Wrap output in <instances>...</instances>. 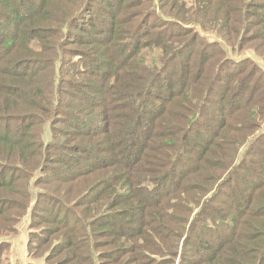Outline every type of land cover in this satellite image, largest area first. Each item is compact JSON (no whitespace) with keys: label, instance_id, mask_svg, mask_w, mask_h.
Here are the masks:
<instances>
[{"label":"trees","instance_id":"trees-1","mask_svg":"<svg viewBox=\"0 0 264 264\" xmlns=\"http://www.w3.org/2000/svg\"><path fill=\"white\" fill-rule=\"evenodd\" d=\"M192 1L199 5L198 13L171 12L172 9L168 8L157 16L158 12L155 13L153 9L150 13L137 11L132 16L161 21L166 36L161 37L164 34L161 33L157 43L147 42L148 39L143 37L151 32L154 25H148L149 21L142 19L138 24H133L129 34L135 37L144 32L143 36L115 56L118 64L108 56L97 57L98 69L103 73L92 85L86 86L91 90L99 89L100 85L105 90H113L99 99L100 102H113L118 100L113 98L119 95H123L119 99H124L123 103L102 111L89 107L98 103L83 101H80L81 107L75 105L67 111L70 103L64 99L61 101V89L59 86L57 91L55 86L52 89L51 83L42 96V87L37 88L34 84L36 78L47 69L51 73L55 71L57 77L60 74L61 53L72 51L59 44L61 26L58 31L53 30L55 33H50L52 35L46 33L43 27L26 28L27 15L22 10L24 4L30 6L33 1L18 2L13 8L0 10V34L10 40L3 44L8 49L0 54V191L12 190L15 178L21 176L17 173L38 166L41 146L51 142H43L40 133L33 131L34 124L41 122L42 117H51V122L56 119L53 126L56 122H66L78 129L93 127L96 121L98 132L91 133L86 130L88 127L84 129L87 136L96 141L93 148L87 146L85 149L87 154L94 152L97 156L101 155L99 152H107L110 157L103 159L104 163L100 160L97 167H90L89 171L75 172L72 162L57 159L68 170V177L60 175L56 177L58 180L72 183L70 180L78 176L83 178V174L90 171L99 176V180L77 195L73 203L77 204L76 207L82 206V213L79 214L72 207L73 204L68 207L67 202L62 201V196L55 201L46 191L40 192V204L49 202L51 207L59 204L58 215L65 211L67 218L73 217L77 222L83 215L90 218L87 220L88 241L93 234L92 226L96 233L102 232L104 236L115 234V238L120 240L117 246L122 245L123 248L125 238L130 237L137 240L132 245L134 248L142 246L145 252L147 248H152L159 253L168 248L163 245V240L169 234L173 235V240L183 237L182 244L188 243L180 247L178 264H264V151L256 147L255 142L259 138L258 131L264 130V69H259L249 53H246L248 56L239 54L253 39L246 34L249 18L258 27L264 24V4L256 3L257 6L251 8L253 2L264 0ZM0 2L5 4L10 0ZM260 7L262 10H257ZM206 10L208 13H221L222 20L209 18L206 21L202 17ZM32 16L29 15L30 18ZM83 18L85 14L81 8L74 14L72 11L64 12L59 22H64L62 27L73 25L81 28L78 20ZM175 18L180 21L173 22ZM189 19L192 24L186 23ZM121 21L116 18L113 22ZM173 25L192 32L184 51L182 45L175 46L174 51L164 56L161 54L163 59L159 56L152 58L154 63L139 61L135 64L134 60L140 58L137 53L141 48L154 47L158 43L161 46L168 41ZM158 31L154 30L151 36L155 38ZM212 32L218 38H223L225 43L216 38L208 41L205 35ZM48 36H54L57 40L51 44L42 43L41 38ZM111 36L120 39L117 32L112 31ZM64 37L80 44L79 49L73 51L77 53L80 50L81 55L87 56V64H92L94 55L91 56L83 48L99 41L95 34L84 36L74 33ZM199 37L200 46L196 50V39ZM120 45L118 50L121 49ZM11 50L14 53L5 59L4 56ZM126 50L128 58L123 54ZM186 51L189 54L187 58L198 54L199 59L196 62L187 59V65L179 67L180 72L176 73L175 59L183 52L186 54ZM72 54L76 58L77 54ZM126 62L131 68L128 72H125ZM29 64L33 65L30 67ZM133 66L143 73L139 76L136 71H131ZM186 66L188 68L185 69ZM115 70L124 72L118 75ZM84 71L80 67L67 73L73 79L89 77ZM168 75L172 77L165 80ZM212 96L218 97V102H214ZM123 104L127 105L123 112L112 113L122 108ZM257 106L261 108L258 112ZM240 108L245 116L240 115ZM172 109L173 120L168 118ZM35 111L41 117L40 121ZM99 112H102L103 118L99 117ZM92 114L98 119L90 118ZM256 120L257 123H254ZM100 121L101 125L98 126ZM232 123H237L238 127ZM231 127L237 129V135L228 134ZM255 132L253 138H247V134L252 136ZM99 143L105 146L100 147ZM259 144L264 145V142L260 141ZM255 153L260 157L259 169L253 165L254 159L249 160ZM54 174L58 173L53 171L51 176L55 177ZM241 187L244 193L240 192ZM105 201L108 203L106 211L101 212L99 205H104ZM1 202L0 224L5 204L9 201L0 198ZM253 202L259 203L257 210L255 207L249 208ZM112 208L119 209L110 212ZM95 218L98 223L94 222ZM115 218H119L118 222L121 223H116ZM124 218H128L127 223L135 224L132 230L127 229ZM173 226L176 228L173 229ZM229 230L233 231L231 237L224 236ZM2 234L1 228L0 237ZM86 247L82 253L88 252L87 255L74 254L80 257V264H95L97 258H108L114 251L102 249L94 253L90 244ZM145 252L141 254L148 257ZM173 252L175 254L176 251ZM112 260L113 264L117 263V258Z\"/></svg>","mask_w":264,"mask_h":264},{"label":"rangeland","instance_id":"rangeland-1","mask_svg":"<svg viewBox=\"0 0 264 264\" xmlns=\"http://www.w3.org/2000/svg\"><path fill=\"white\" fill-rule=\"evenodd\" d=\"M31 1H33V4L30 6L24 4V10H22L27 15L28 19L25 20L27 21L26 28L33 29L35 26L43 27L46 30V33L52 35L50 33L58 31L61 26L62 36L59 39V44L68 50H72L71 52L69 51L66 53H61L62 57L60 58V74L57 77L55 75V71L51 73V70L48 71L47 69L42 73L41 76L36 78L34 83L37 88L42 87V96L47 91L46 87L48 88L49 83H51L52 89L55 86L56 91L57 87L59 86L62 91V95L60 96L61 101L64 99L67 101V103H70L67 105V111H69L70 107L75 105L81 107L82 103H80V101L98 103L99 105L97 104V106H89L95 109V111H102L105 110V108L123 103L124 99H119V97L123 95L113 98H118V100H114L110 103L100 102L99 99L105 97L113 90H105L101 87V85H98L99 89H97L96 86L97 90L94 88L91 90V88L86 85H92L93 82L97 80L98 75L101 76L103 73L102 70L98 69V56H108L112 58L113 63L118 64L119 60L116 61L114 59L115 56H117L118 53L124 48L127 49L126 47L134 44L138 37L143 36L144 32L136 34L135 37L129 34L130 29L133 28V24H138V22L142 19H147L141 16H132L135 15L137 11H146L150 13L151 9H153L155 13L158 12V14H156L157 16H160V12L163 9L166 10L168 8L172 9L171 12H179V10H181L182 12H185V14L188 12L193 14L200 11L199 5H197V3L193 2L192 0H10V2L5 4L0 2V10L3 11L8 7L13 8V6H15V4L18 2L22 4L29 3ZM256 3L260 5L264 4V2L260 1L253 2L251 8H253V6H257ZM148 4L151 6L147 7ZM81 8L85 14V18L78 20V25L81 28H77L73 25H63L62 27L64 22L60 23L59 21L64 12L72 11L74 14L78 10H81ZM257 10L261 11L262 7L258 8ZM207 11L208 10H206L204 16H202L204 19H206V21H208L209 18H219V21L222 20L223 17L221 13H208ZM29 15L33 16L30 18ZM172 16L173 14H171L170 17ZM131 17L134 19L132 22L130 21ZM116 18H119L122 21L119 23H114L113 21ZM249 19L250 23L247 25V28L250 30L248 29L246 34L249 37L252 36L253 39L243 47L239 54L242 56H248L246 53H249L255 62H257L259 69H264V24L258 27L253 23L251 18ZM175 20L180 21V19L177 18L172 21L174 22ZM190 20L191 19H189L186 23L192 24ZM147 21H149L148 25L153 23L154 26L151 28V32H149L147 36H144L143 39H148L147 42H156L158 41V36L161 33H164L161 34V37L162 35L166 36L165 28H161V21L156 18H151V20L148 18ZM211 23L214 22L212 21ZM93 24H96V26H99V28H96V26H93ZM208 27L214 29V27H210L209 25ZM172 29L173 32H171L167 38V45L166 43L164 44L166 46H160L159 44L161 43H158L159 46L157 45L154 47L141 48L137 53V56L140 57L139 59H136V56H133L134 58L131 57V59H136L134 60V63L137 64L139 61H144L145 63L152 61L154 63L152 58H158L161 56V54L164 56L170 51H174L175 46L182 45L184 51V49L187 47L188 40L191 39L192 32L186 31L185 28L183 29V27L179 25H173ZM218 29L221 28L218 27ZM154 30H159L158 33H156L155 38H153L154 35L151 36ZM71 31L74 32L70 34ZM112 31L117 32L120 39L117 37H112ZM74 33L84 36H92L95 34L98 37V42L94 41L91 46L86 45L84 46L85 48H83L89 51L91 56L94 55L92 56L94 59V61L91 62L92 64H87V56L85 57L84 55H81L80 50L77 53L73 51L75 49H79L80 44L75 42L72 43L71 40L65 39L64 36H72ZM1 34L0 54L4 53L3 51L8 49L4 45L10 42V40L5 39V35L1 36ZM121 36L125 38L122 39ZM205 36L208 41H212L216 38L218 41L225 43V40L223 38H218L216 33L212 32L211 35L206 34ZM54 40H57L54 36L41 38L42 43L45 42L51 44V42ZM196 41V50H199L200 45L198 44H200L201 37L196 39ZM119 45L121 46L120 50H118ZM226 45L228 44L226 43ZM127 51L128 50L123 53L125 54V58H128ZM186 52V54L183 52L182 56H179L177 59H175L174 65L176 68V73L180 72L179 67L187 65V59L190 58L195 62L197 59H199L198 54L190 55L187 58L189 54L188 51ZM12 53H14L12 50L8 52L6 56H4L5 59H7L9 54ZM72 53L77 54L76 58H73ZM125 58L120 60V65ZM161 58L163 59L164 57L161 56ZM3 63L4 62H2V64ZM29 65L31 67L33 64ZM124 66L126 68L125 72L130 71L129 69L131 68L128 62H126ZM80 67L85 69L83 73L89 77L79 76L74 77L75 79H73L68 73L75 71L76 69L79 70ZM186 68L188 67L186 66L185 69ZM122 71L115 70V73L120 75L122 74ZM131 71H136V74L139 76L143 73V71L135 69L134 66ZM171 77V75H168L166 76L165 80H168ZM175 78L176 77H174L173 80H175ZM110 80H112V78H110ZM59 92L60 91L58 90V93ZM212 100L214 102H218V97L212 96ZM72 102L74 104H71ZM40 103H42V100H40ZM126 107L127 105L123 104L122 108L119 110H113L112 113H121L123 112V109H126ZM173 107H175L174 104ZM242 108H240V115L245 116V112H243ZM256 108L257 112L261 109L260 106H257ZM35 113L39 117L38 112L35 111ZM170 115L172 117L168 116V118H172L173 120V109L170 111ZM99 117L103 118L102 112H99ZM255 117L253 119H256ZM90 118L97 120L98 116L92 114L90 115ZM40 119L41 117H39V121ZM50 119L51 117L48 116L45 118L42 117L41 122H36L34 124L33 131L35 133L37 132V134L40 133L42 141L45 143L51 141L41 146L39 150L41 151V155L38 158V166L33 170L28 169L25 171L24 169L23 173H17L16 175L21 176L20 178H15L14 187L12 190L0 191V198L7 199L9 201L5 204L4 212L2 213L3 220L0 224V229L2 228L3 231V234L0 237V240H3L0 243V264H80V257H75L74 254L80 256L87 255L88 252L86 254L82 253V251L87 249V244L91 245L94 253L96 251H103L102 249L114 250L113 254L108 256V258H97L95 264H113L114 261L112 258H117V263L120 262L121 264H178L180 247L188 244L187 242L182 244L183 237L174 238L173 240V235L171 236L167 234L168 236H166L164 234L165 238L163 240V245L168 248H165L159 253H157L156 250H153L152 248H147L146 252L142 246H140L138 249L134 248L132 245H134L135 241L137 240L130 237L129 239L125 238V244L123 248L122 245L117 246L120 240L115 238V234L112 236H104L102 232L96 233L92 226L91 232L93 231V234H91V239L88 241L89 227L87 220L90 218H85V215H83L84 217L79 216L81 219L80 222H77L73 217L67 218V212L65 211H63L59 216V204L55 203V206L53 205V207L49 206V202H46V205L40 204V192L46 191L48 194H50L49 197L53 198L55 201H57L59 197L62 196V201H66L67 206L69 207L70 204L72 205L77 199V195L82 194L88 187L99 180V176L94 175V173H92L93 171L84 173L83 178L78 176L77 179L70 180L72 183L58 180L56 177L60 175L63 177H68L66 175L68 170H65V168H67L66 165H61L57 159H64L72 162L74 169H76L75 172L79 170H81V172H85L89 171L90 167H97L100 160L102 163H104L103 159L110 157L108 156L107 152H99L101 153L99 156H97L94 152L91 154L86 153L87 150L85 148L87 146H91V148H93L96 141L95 138L87 136V133H85L84 129L88 127L89 129L86 130H89L91 133L98 132V129L95 128L96 121L93 122V127L86 126L84 128L78 129L73 128L70 123L66 122H56V124L53 126V123H55L56 119L52 122ZM252 123L253 122H249L248 124ZM254 123H257V120L254 121ZM100 125L101 121L98 122V126ZM235 125L237 126L238 124L236 123ZM235 130L237 129L231 127L228 134L237 135ZM77 133L85 135H77ZM256 133L257 132H255V134L252 136H248L247 134V138H253ZM257 137L259 138L255 139V142H257L256 147H259L260 150L264 151V145L259 144L260 141L264 142V130L258 131ZM136 143L138 142L136 141ZM99 146L104 147L105 144L99 143ZM258 155V153H255V156L249 157V160L254 159L255 162H253V165H255L256 169H259L261 165L259 161L260 157H258ZM53 171L54 173H58L57 175L54 174L55 177L51 176ZM240 189H242V187ZM240 192L244 193L243 189ZM2 204L3 203L1 202L0 210ZM103 204L104 205H99V210H102L101 212L106 211L105 206L108 205L107 201H105ZM258 204L259 203L255 204L254 202L250 203L249 208L255 207L257 210ZM76 205L77 204H73L72 207L76 209L79 214L82 213V206L76 207ZM117 209L119 208H112L110 212H113ZM118 219L115 218L116 223H121L118 222ZM262 219L264 221V218ZM123 220H125V225L127 226L128 230H132L134 228V223H127L128 218H124ZM94 222L98 223L99 221H97L95 218ZM175 228L176 227L173 229ZM243 231L246 232L247 230L243 229ZM73 232L76 235L73 234ZM5 233L7 234L5 235ZM232 233L233 231L229 230V232L223 235H229V237H231ZM203 235L204 234L202 233L201 236ZM167 239L169 240L166 242ZM170 247L173 249H169ZM173 251H176L175 254H173ZM142 252L147 253L148 257H145L143 254H141Z\"/></svg>","mask_w":264,"mask_h":264}]
</instances>
